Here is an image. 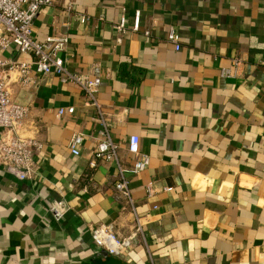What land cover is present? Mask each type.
Returning <instances> with one entry per match:
<instances>
[{
    "label": "crops",
    "instance_id": "1",
    "mask_svg": "<svg viewBox=\"0 0 264 264\" xmlns=\"http://www.w3.org/2000/svg\"><path fill=\"white\" fill-rule=\"evenodd\" d=\"M32 35L67 36L65 70L100 80L95 98L117 162L90 167L102 126L77 84L31 65L22 85L9 70L11 100L28 108L16 135L40 149L30 180L0 164V264H264V0H55ZM2 59L33 61L13 47ZM76 133L78 156L68 148ZM131 136L149 166L124 173L129 203L114 185L118 167L132 168ZM59 200L69 209L54 222ZM136 218L142 230L123 257L92 243L101 224L130 238Z\"/></svg>",
    "mask_w": 264,
    "mask_h": 264
},
{
    "label": "built area",
    "instance_id": "2",
    "mask_svg": "<svg viewBox=\"0 0 264 264\" xmlns=\"http://www.w3.org/2000/svg\"><path fill=\"white\" fill-rule=\"evenodd\" d=\"M55 0H0V130L5 133L0 135V164L4 170L18 181L30 180L34 169V156L40 149V144L34 139L21 138L16 135L23 120L27 116L28 108L14 103L11 100L8 89L7 76L8 71L13 70L17 74V81L22 85L30 83L28 78L29 68L32 65L35 72L40 75L54 74L59 76L63 82H72L79 86L89 104L96 108L97 122L102 126L99 131L98 140L93 152L94 161L89 163L94 168L95 161H116L117 146L112 142L108 126L104 120L103 113L96 101L95 94L98 90L100 80L98 78L88 79L76 74L68 73L64 68V61L59 57L67 43V36H48L44 41H36L32 35L33 20L38 12L44 7H50ZM139 11H136L133 18L132 30L138 31ZM87 18L82 17L81 23H85ZM124 19L121 18L116 25V41L120 42L125 33ZM148 35V32H145ZM166 39L174 44L175 49L179 50V36L174 28L169 26ZM10 47L24 54L33 57L31 63L10 62L2 59V53ZM74 113V108L59 109L58 116ZM83 134H74L68 144L72 155H79V147L83 141ZM128 153L133 157V165L129 170L118 167L119 179L114 185L117 197L126 198L129 203L132 202L128 181L124 178V173L138 174L149 166V157L141 154L139 150V138L131 136L127 145ZM147 193L150 196L148 186ZM68 206L63 200L53 204L49 211L54 222H59L66 212ZM135 228L130 238L120 239L115 234L113 226L98 225L90 232L91 241L94 246L106 254L121 258L131 248V239L141 233L142 223L139 219L135 220Z\"/></svg>",
    "mask_w": 264,
    "mask_h": 264
}]
</instances>
